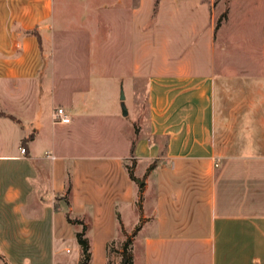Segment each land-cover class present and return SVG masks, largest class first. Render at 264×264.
Masks as SVG:
<instances>
[{
  "label": "crops",
  "instance_id": "1",
  "mask_svg": "<svg viewBox=\"0 0 264 264\" xmlns=\"http://www.w3.org/2000/svg\"><path fill=\"white\" fill-rule=\"evenodd\" d=\"M111 1L107 11H131L124 22L137 32L143 4ZM147 1L158 44L144 48L157 62H136L134 73L147 78V129L125 132L120 155H94L79 153L75 108H65L69 124L35 108L56 0H0V100L27 105L26 126L0 103L19 121L0 117L14 133L0 153V264H79L83 226L67 215L87 227L90 264L120 263L133 234L134 264H264V0H229L224 13L217 0ZM178 14L179 55L159 19L174 24Z\"/></svg>",
  "mask_w": 264,
  "mask_h": 264
},
{
  "label": "rangeland",
  "instance_id": "2",
  "mask_svg": "<svg viewBox=\"0 0 264 264\" xmlns=\"http://www.w3.org/2000/svg\"><path fill=\"white\" fill-rule=\"evenodd\" d=\"M147 2L126 1L120 6L125 8L132 4H143L137 18L138 31L135 32L129 26L126 28L124 22L131 21V11L121 13L115 10L111 14L107 11V5H118L116 1L56 0L57 28L53 31L48 78L44 81L47 90L34 102L39 117L43 119H50L59 103L63 105L59 108L72 112L75 108L79 118L69 128L73 137L85 145L79 149L80 154L120 155L125 152V132L128 135H139L147 129L146 117L150 111L147 78H136L134 74L136 62L144 63L148 68L157 62L150 53H146L150 51L149 48H144L145 43H152L153 46L158 44L152 36L157 24L151 17ZM218 3L221 5L219 11L224 13L229 0H217L215 4ZM110 16L115 21L111 27ZM162 18V37L166 42L172 39L176 45H181L176 48L175 54H182L184 42L179 40L186 39L187 32L184 25H181V22L184 23L183 14H178L174 24L167 21V15L159 17ZM121 87L126 96L127 117L122 114ZM0 103L23 119L27 126L26 104L5 98ZM0 109L3 108L0 106ZM13 138L14 133L5 128L3 130L0 123V153L8 151L7 146H12ZM1 144L5 147H1ZM145 232L138 237L142 238ZM134 237V234L128 236L123 244L128 240L132 242ZM119 248H122L121 245ZM113 262L116 264L117 259Z\"/></svg>",
  "mask_w": 264,
  "mask_h": 264
},
{
  "label": "trees",
  "instance_id": "3",
  "mask_svg": "<svg viewBox=\"0 0 264 264\" xmlns=\"http://www.w3.org/2000/svg\"><path fill=\"white\" fill-rule=\"evenodd\" d=\"M222 17L225 18V15H223ZM222 17L217 22V28L220 26V23L222 21ZM0 117H7V118H10V119H12V120H14L16 122H19L18 119L15 116H13L11 114H7L5 112H0ZM31 140H33V136H30L29 138L25 139L23 141V144H26L27 142H29ZM133 146H134V143H133ZM129 174H130L131 178L134 179L133 173H132V171L130 169H129ZM70 193H71V183L69 182V186H68L67 194H66V199L67 200H68V195H70ZM140 203H141V198H140V200L138 202V205H140ZM67 220L71 224H80V225L83 226L82 231L81 232H78L76 234L77 242H78V244H79V246L81 248V260H80L79 264H90V261H91V251H90L89 240L86 237V230H87L86 225H84L79 220H72L69 217V215H67ZM131 244H132L131 240H128V241H126L123 244V246H122V252H121V255H122L121 264H134L133 255H132V245Z\"/></svg>",
  "mask_w": 264,
  "mask_h": 264
},
{
  "label": "built area",
  "instance_id": "4",
  "mask_svg": "<svg viewBox=\"0 0 264 264\" xmlns=\"http://www.w3.org/2000/svg\"><path fill=\"white\" fill-rule=\"evenodd\" d=\"M54 121L57 124H69L71 122V118L64 108H58L54 113ZM21 152L24 154L26 150L23 148L21 149ZM51 158L54 159L55 157L51 155Z\"/></svg>",
  "mask_w": 264,
  "mask_h": 264
},
{
  "label": "water",
  "instance_id": "5",
  "mask_svg": "<svg viewBox=\"0 0 264 264\" xmlns=\"http://www.w3.org/2000/svg\"><path fill=\"white\" fill-rule=\"evenodd\" d=\"M125 99H126V96H125L123 88L121 87L120 101H121V107H122V114H123L124 117H127L128 116V110H127V107H126V104H125Z\"/></svg>",
  "mask_w": 264,
  "mask_h": 264
}]
</instances>
